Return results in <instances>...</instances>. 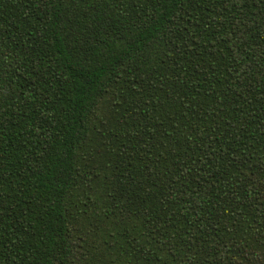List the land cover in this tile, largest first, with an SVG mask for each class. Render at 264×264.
Returning <instances> with one entry per match:
<instances>
[{"label": "trees", "instance_id": "trees-1", "mask_svg": "<svg viewBox=\"0 0 264 264\" xmlns=\"http://www.w3.org/2000/svg\"><path fill=\"white\" fill-rule=\"evenodd\" d=\"M0 264H264V0H0Z\"/></svg>", "mask_w": 264, "mask_h": 264}]
</instances>
